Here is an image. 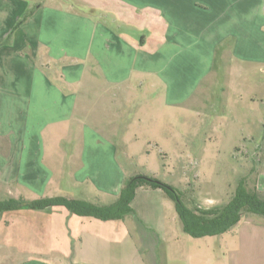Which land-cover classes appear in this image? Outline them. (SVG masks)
Returning <instances> with one entry per match:
<instances>
[{
	"label": "crops",
	"instance_id": "obj_1",
	"mask_svg": "<svg viewBox=\"0 0 264 264\" xmlns=\"http://www.w3.org/2000/svg\"><path fill=\"white\" fill-rule=\"evenodd\" d=\"M218 62L249 90L253 70L264 68V0H0V200L112 205L138 176L119 162L120 154L133 158L128 123H145L131 105L146 94L183 108ZM235 89L239 104L245 93ZM150 190L139 188L131 206ZM134 214L102 221L65 207L0 213V264H126ZM255 225L263 231L264 218L245 216L228 233L252 242L259 232H238ZM245 255L264 264L256 249Z\"/></svg>",
	"mask_w": 264,
	"mask_h": 264
},
{
	"label": "rangeland",
	"instance_id": "obj_2",
	"mask_svg": "<svg viewBox=\"0 0 264 264\" xmlns=\"http://www.w3.org/2000/svg\"><path fill=\"white\" fill-rule=\"evenodd\" d=\"M263 69L253 70L248 90L246 82L232 75L229 64H213L212 75L180 109L166 107L163 97L150 102L142 95L131 106L138 117H145V123L141 129L128 123L131 144L126 148L133 158L120 154V165L129 175L136 172L174 187L192 210L226 205L243 180L249 189H259V182L264 187V176L259 177L264 174V127L259 123L263 120ZM235 88L245 93L239 104ZM147 130L157 141L145 137ZM134 134L139 139H133ZM150 191L140 192L132 205L134 217L149 231H136L134 217L127 219L133 238L127 240L126 264H250L247 248L260 252L257 261L264 259V230L256 225L238 232L242 236L259 232L260 239L252 242L230 233L195 239L184 233L174 201L160 189ZM145 232L157 238L152 242ZM132 249L142 252L141 256H131ZM147 251L153 254L152 263Z\"/></svg>",
	"mask_w": 264,
	"mask_h": 264
},
{
	"label": "trees",
	"instance_id": "obj_3",
	"mask_svg": "<svg viewBox=\"0 0 264 264\" xmlns=\"http://www.w3.org/2000/svg\"><path fill=\"white\" fill-rule=\"evenodd\" d=\"M29 16L30 14L27 13L18 25ZM141 187L160 189L174 201L184 233L195 239L224 235L234 229L246 215L264 218V194L258 189H249L246 180L240 182L236 193L226 205L192 210L185 206L180 193L174 187L146 175L129 178L116 202L109 206H99L67 197L41 198L34 201L7 198L0 200V213L65 207L71 213L81 217H91L102 221L122 220L133 212L131 204L137 190Z\"/></svg>",
	"mask_w": 264,
	"mask_h": 264
}]
</instances>
